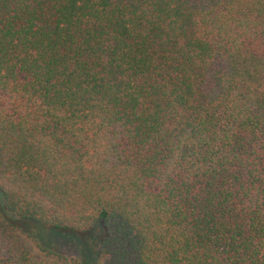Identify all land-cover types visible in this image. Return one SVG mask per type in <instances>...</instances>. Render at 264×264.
Masks as SVG:
<instances>
[{
    "label": "trees",
    "instance_id": "obj_1",
    "mask_svg": "<svg viewBox=\"0 0 264 264\" xmlns=\"http://www.w3.org/2000/svg\"><path fill=\"white\" fill-rule=\"evenodd\" d=\"M0 264H264V0H0Z\"/></svg>",
    "mask_w": 264,
    "mask_h": 264
},
{
    "label": "rangeland",
    "instance_id": "obj_2",
    "mask_svg": "<svg viewBox=\"0 0 264 264\" xmlns=\"http://www.w3.org/2000/svg\"><path fill=\"white\" fill-rule=\"evenodd\" d=\"M24 227L28 230H30L32 233H37V237H40L42 239H46L48 242H54L55 247L58 249H65V248H72L68 242H70V239H68L69 237L59 234V233H55V232H48L45 231V229H43L42 227H40L38 224H35L33 222H26L24 224ZM68 239V240H67Z\"/></svg>",
    "mask_w": 264,
    "mask_h": 264
}]
</instances>
